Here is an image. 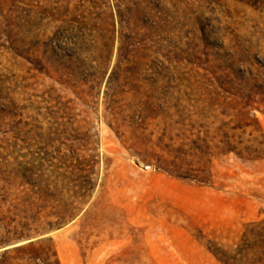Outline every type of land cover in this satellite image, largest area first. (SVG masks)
<instances>
[{
  "label": "rangeland",
  "instance_id": "rangeland-1",
  "mask_svg": "<svg viewBox=\"0 0 264 264\" xmlns=\"http://www.w3.org/2000/svg\"><path fill=\"white\" fill-rule=\"evenodd\" d=\"M142 1L124 21L117 0L97 10L79 61L0 47V251L35 238L58 264H221L211 249L264 218V158L213 147L238 119L216 77L234 47L264 55V0ZM249 115L264 136V106Z\"/></svg>",
  "mask_w": 264,
  "mask_h": 264
},
{
  "label": "trees",
  "instance_id": "trees-1",
  "mask_svg": "<svg viewBox=\"0 0 264 264\" xmlns=\"http://www.w3.org/2000/svg\"><path fill=\"white\" fill-rule=\"evenodd\" d=\"M107 1L0 0V47L15 54H24L31 62L62 64L79 61L93 47L95 30L102 21L101 11L97 10L103 6L108 8ZM117 1L123 8L117 4L112 7H116L114 11L121 21L132 7L144 8L142 0ZM52 22H59L57 28L64 31V41L54 43L53 33L49 30ZM73 23L75 25H70ZM245 52L252 57H241L238 47L230 49L227 61H222V70L227 72L224 78L216 77L229 97L224 110H236L234 115L238 119L220 124L216 129L220 137L217 136L213 147L218 154L233 153L243 160H257L264 158V136L249 112L257 104L264 106V55L251 48H246ZM242 63L243 66H237ZM223 114L228 115V112ZM185 140L188 141H183L182 145L194 143L188 137ZM191 179L207 182L198 177ZM40 242L42 239L1 250L0 264H17L23 259L34 264H58L51 247L35 248ZM26 248L33 251L23 255ZM211 252L221 264H264V218L247 222L236 242L228 247L211 249Z\"/></svg>",
  "mask_w": 264,
  "mask_h": 264
},
{
  "label": "water",
  "instance_id": "water-1",
  "mask_svg": "<svg viewBox=\"0 0 264 264\" xmlns=\"http://www.w3.org/2000/svg\"><path fill=\"white\" fill-rule=\"evenodd\" d=\"M35 238H27V239H25V240H23V241H20V242H18V243H16V244H21V243H24V242H28V241H32V240H34ZM16 244H14V245H16ZM13 246V245H12Z\"/></svg>",
  "mask_w": 264,
  "mask_h": 264
}]
</instances>
